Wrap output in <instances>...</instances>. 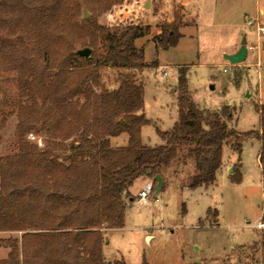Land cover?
Returning a JSON list of instances; mask_svg holds the SVG:
<instances>
[{"label":"trees","instance_id":"16d2710c","mask_svg":"<svg viewBox=\"0 0 264 264\" xmlns=\"http://www.w3.org/2000/svg\"><path fill=\"white\" fill-rule=\"evenodd\" d=\"M120 1L12 0L0 9L11 15L7 24L12 36L19 41L32 39L45 62L39 69L36 59L19 53L13 44L0 42V62L20 76L14 103L20 115L18 151L4 156L0 164V229L22 230V251L33 246L35 252L47 254L62 242L84 257L81 262L62 264H127L104 261L102 237L103 228L123 226V198L130 195L136 179L151 178L156 183L162 168L191 161L194 171L185 187L207 188L216 181L224 146L230 145L239 154L246 138L259 141L260 221L264 222V103L255 104L259 129L238 132L224 120L232 115L227 106L208 110L194 103L188 92L187 70L179 67L177 119L169 130L155 127L161 144L143 143L141 128L151 120L143 113L145 83L138 75L157 66V61L146 63L144 49L135 41L147 35L150 26L130 24L117 31L93 17L78 19L83 17V9L99 13ZM2 25L6 26L0 19V30ZM181 25L163 24L160 34L153 37L156 49L176 46ZM76 44L90 48V54L79 55ZM105 67L119 72L116 88L99 85V70ZM38 99L41 111L35 112ZM40 118L47 129L56 130L62 158L25 137V121L36 123ZM124 132L127 144L112 147L109 137ZM72 136L77 139L65 144ZM241 176L239 164L233 166L231 181L238 183ZM45 200L58 212L51 215L40 209ZM29 206H36L39 214L26 212ZM260 242L263 237L253 243L255 251ZM11 264L19 263L14 260ZM24 264L35 263L25 260Z\"/></svg>","mask_w":264,"mask_h":264},{"label":"rangeland","instance_id":"374dc122","mask_svg":"<svg viewBox=\"0 0 264 264\" xmlns=\"http://www.w3.org/2000/svg\"><path fill=\"white\" fill-rule=\"evenodd\" d=\"M3 3L10 5L12 0H0V9ZM260 8L264 11V0H121L99 13L85 9L88 17L112 30L118 31L130 24L150 26V32L135 41L138 48L144 49L146 63L157 61V66L148 67L138 75L145 83L143 113L151 120V124L141 128L145 144H161L155 127L169 130L177 119L179 67L187 70L188 92L199 108L218 110L227 106L232 115L230 119L224 117V120L230 127L238 132L259 129L255 104L264 103V34L258 31L259 26H264V12L259 13ZM10 16L9 12L0 10V19L5 21V25ZM14 18L11 17L12 20ZM82 18L78 17L79 20ZM178 22L183 25L178 29L181 37L177 45L156 49L153 37L160 34L161 26ZM246 35L247 45L250 44L246 59L236 65L221 60L220 47L238 38L241 41ZM0 42L13 44L19 53L36 59L39 69L45 66L34 41L26 37L19 41L8 30V24L0 30ZM75 48L82 47L76 44ZM172 67L176 70L174 74H171ZM118 75L114 68H101L99 85L116 88ZM19 79L16 72L5 69L0 62V164L4 156L18 151L20 115L14 103L19 96ZM23 102L26 103L24 99ZM40 102L38 99L35 112L41 111ZM25 122L28 127L25 137L30 142L62 158L64 151L57 145L59 138L52 126L47 129L41 118L36 123ZM110 138V145L117 147L112 145ZM71 139L77 138L72 136L65 144ZM115 144L119 145V142ZM258 151L259 141L255 138H246L239 154L230 145H225L222 166L209 191L185 190L194 171L191 161L162 168L161 189L155 194L157 182L154 183V190L146 202L137 199L142 188L139 189L140 182L148 180L140 177L130 195L123 198V226L103 228L104 261L123 260L127 264H264V242H260L256 251L253 246L261 237L264 240V228L256 226L260 222L262 202ZM238 164L242 176L236 183L231 181L232 170L227 167ZM40 209L51 215L57 211L47 200L43 201ZM25 211L39 214L36 206H29ZM18 215L21 216L20 213ZM22 232L0 229V264H11L14 260L19 264H24L25 260L35 264L84 260L77 250H69L62 242L56 251L47 254L35 252L36 247L33 246L22 251Z\"/></svg>","mask_w":264,"mask_h":264},{"label":"water","instance_id":"95a60500","mask_svg":"<svg viewBox=\"0 0 264 264\" xmlns=\"http://www.w3.org/2000/svg\"><path fill=\"white\" fill-rule=\"evenodd\" d=\"M88 16H89V13L85 9H83V17H88ZM262 50H263V54H264V44L262 46ZM90 51H91L90 48L85 47V48L78 49L77 53L81 56L87 57L90 54ZM247 52H248V48H247L246 38H245V36H243L241 41H240L238 49L233 53H224L222 55V58L224 60L228 61L230 64L236 65V64L243 62L246 59ZM231 170L232 169H230V171ZM155 179L157 182L156 188H155V194H156L161 189L163 179L161 178L160 175H156Z\"/></svg>","mask_w":264,"mask_h":264},{"label":"crops","instance_id":"0c3cea01","mask_svg":"<svg viewBox=\"0 0 264 264\" xmlns=\"http://www.w3.org/2000/svg\"><path fill=\"white\" fill-rule=\"evenodd\" d=\"M261 12L263 13L264 11L260 8V9H259V13H261ZM243 32H244V30L241 31V33H243ZM245 38H246V43L248 44L247 35L245 36ZM239 44H240V41H239V38H238V39L232 40V41L227 42V43H225L224 45H222V46L220 47V49H219V51H220V55H221V60L226 61V60H224V59L222 58V55H223L224 53H233V52H235V51L238 49ZM249 46H250V44L247 45V48H248V49H250ZM175 72H176V70L172 67V68H171V74H174ZM141 131H142V129H141ZM127 139H128L127 134H126V133H122V134H120V135H118V136L111 137V138H110V141H111L112 145L114 144L115 146H124V145L127 144ZM113 140H114V142H113ZM141 140H142V138H141ZM115 142H119V145L115 144ZM142 142H143V140H142ZM143 143H144V142H143ZM222 162H223V160H222ZM228 168L232 169L231 166H228L227 169H228ZM139 180H140V178L136 179V181L134 182L133 186L130 187V191H133L136 182L139 181ZM145 181H146V180H143V181L140 182V185H139L140 187H139V189L142 187V185H143V183H144ZM211 186H213V185H211ZM211 186H209V187H211ZM209 187H207V188H205V187H197V188H195V189H201V190L203 189L204 191H206V190L209 191V190H210ZM185 188H186L185 190H188L187 187H185ZM195 189H190V190H195ZM203 190H202V191H203ZM185 205H186V204H185ZM185 212H186V211H185ZM218 215H219V214H218ZM124 219H125V216H124ZM219 219H220V218H219Z\"/></svg>","mask_w":264,"mask_h":264},{"label":"built area","instance_id":"2783aa9c","mask_svg":"<svg viewBox=\"0 0 264 264\" xmlns=\"http://www.w3.org/2000/svg\"><path fill=\"white\" fill-rule=\"evenodd\" d=\"M258 31L261 34H264V26H259L258 27ZM249 48H250V46H249ZM228 66H230V65H228ZM224 70H226V69L224 68ZM153 190H154L153 180H146L144 182L142 188L137 193L138 201L146 202L147 200H149L150 195L153 192ZM256 226L259 227V228H262V227L264 228V222L260 221V222L257 223Z\"/></svg>","mask_w":264,"mask_h":264}]
</instances>
